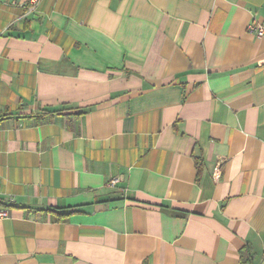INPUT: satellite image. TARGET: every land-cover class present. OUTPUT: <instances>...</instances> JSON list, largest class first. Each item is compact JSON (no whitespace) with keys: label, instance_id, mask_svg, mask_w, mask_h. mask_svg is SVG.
I'll list each match as a JSON object with an SVG mask.
<instances>
[{"label":"crops","instance_id":"0c3cea01","mask_svg":"<svg viewBox=\"0 0 264 264\" xmlns=\"http://www.w3.org/2000/svg\"><path fill=\"white\" fill-rule=\"evenodd\" d=\"M31 6L0 0V264H264V0Z\"/></svg>","mask_w":264,"mask_h":264},{"label":"built area","instance_id":"2783aa9c","mask_svg":"<svg viewBox=\"0 0 264 264\" xmlns=\"http://www.w3.org/2000/svg\"><path fill=\"white\" fill-rule=\"evenodd\" d=\"M41 0H31V9L34 10L38 3ZM248 31L252 34H254L257 37H264V22H260L258 20H254L249 26H248ZM119 178H112L109 181V186L114 187L118 184ZM9 216V211L7 208L1 207L0 208V218L3 217H8Z\"/></svg>","mask_w":264,"mask_h":264},{"label":"trees","instance_id":"16d2710c","mask_svg":"<svg viewBox=\"0 0 264 264\" xmlns=\"http://www.w3.org/2000/svg\"><path fill=\"white\" fill-rule=\"evenodd\" d=\"M50 113L54 114V113H60V112H59V110H55V111H51ZM195 159H196V165L198 167V170L202 171V168L204 166V161H203L202 157L196 156ZM199 173H201V172H199Z\"/></svg>","mask_w":264,"mask_h":264}]
</instances>
